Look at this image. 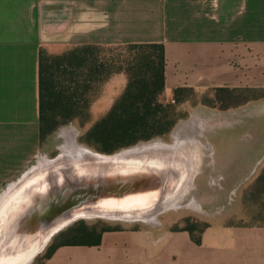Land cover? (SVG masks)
Here are the masks:
<instances>
[{
  "label": "crops",
  "instance_id": "obj_1",
  "mask_svg": "<svg viewBox=\"0 0 264 264\" xmlns=\"http://www.w3.org/2000/svg\"><path fill=\"white\" fill-rule=\"evenodd\" d=\"M152 40L164 42L165 90L186 84L244 91L229 107V121L212 129L237 142L232 159L224 158L228 140L216 146L206 133L204 114L185 124L206 135L219 177L235 181L231 191L241 195L264 161V0H0V189L21 177L45 141L41 47ZM254 87L262 92L249 94ZM200 218L205 222L194 235L166 219L149 228H106L92 242L61 239L43 263L264 264V205H229Z\"/></svg>",
  "mask_w": 264,
  "mask_h": 264
},
{
  "label": "rangeland",
  "instance_id": "obj_2",
  "mask_svg": "<svg viewBox=\"0 0 264 264\" xmlns=\"http://www.w3.org/2000/svg\"><path fill=\"white\" fill-rule=\"evenodd\" d=\"M125 47L126 46L121 42L102 43L98 46V50L102 57L116 60L117 57H123L127 54ZM121 75H124L123 72H114L104 80L95 82L94 86L89 90V93L93 94L91 102L93 117L98 116L108 108L114 97L121 91L125 82V79L123 81ZM193 86L196 89V93H193L191 96L188 95L189 97L176 104L174 114L178 116L171 129L163 134L139 139L128 145L120 146L113 151L99 150L79 139V134L87 127L91 120L86 121L84 124H80L77 119L69 120L58 125L47 135L43 145H41L39 153L33 158V161L25 171H23L21 177L24 176L25 172L28 171L33 164L39 161L41 156L45 155L49 157V160H46L42 165L38 166V168L36 167L35 170H31L26 174L28 176L27 180L21 183H26L25 187L28 188L29 183L34 181L33 178L35 176H38L42 181L48 180L49 183H53V178H56L57 181H60L62 187L61 201H70L66 209H62V217L68 216L73 209L76 208L75 206H80L76 205L80 202H84L85 205L82 206L89 209L72 217L65 223H62L61 226L54 229L45 243L33 254L32 258L23 264H40L43 261L46 248L53 242L56 233L75 222V225H79V223L82 225H84V223H94L97 228H100V225L103 223L118 225L129 224L149 228L152 224H159L162 220L165 221L168 219L173 227L186 224L187 222L193 223L195 225L193 232L196 233L199 227L204 223V220L201 219L200 216H202V213L205 211L208 212L214 209L219 210L225 207L228 208L229 205H264L262 179L253 178L241 195L231 191L235 190V181L227 182L223 177H219L221 171L214 166V161L212 159L213 152L211 153L212 148L204 141L206 140V135L200 133V131L192 125L185 126L189 120L203 118L201 115L198 116V114L195 113L199 112L204 114L208 125L206 126L211 128V130L210 128L205 129L206 133L216 146L220 140L227 139L229 143L225 154L226 157L224 158L232 159L237 150V142L232 141L230 139L231 136H227L226 138H223L224 136H217L216 132L212 131V129L214 125H216L215 123L229 121V112L227 111L232 104L237 102L244 91L236 90L231 93L227 90L215 89L218 86ZM249 91V94H259L262 92V88L254 87L253 90ZM188 92L189 91H184V94H188ZM214 93L218 98H215ZM204 97L211 102H215V104H207L200 100L193 101L195 98ZM159 99L163 101V103L173 101L172 89L168 91L164 88L159 93ZM204 104L207 106H204ZM175 136L180 140L178 145L158 146L151 148L152 150L150 151L149 149L148 151L146 150L151 156L147 155V153L141 154V158H148V160L143 163L151 168H156L160 176V187L153 197L142 204L123 207H98L96 206L97 204H93L92 201L88 202L91 197L90 194L94 193L96 189L94 186H97L98 178L100 179L104 175L103 169L110 167L114 168L116 164L111 162V164L102 163L100 159L69 151L75 144V140L96 151L111 153L140 141L154 138L172 142L176 138ZM237 137L240 138V141H244L243 137ZM63 148L69 150L62 151ZM155 148L158 149L155 150ZM215 155L217 159H219V154L215 152ZM155 157L158 160H155ZM216 164L223 171H227L224 162L217 160ZM243 164L245 163L243 162ZM263 167L264 161L259 164V175L262 173ZM60 172H62L61 177H59ZM21 177L15 179L16 181L12 180V183L14 182L18 189L22 186L19 181ZM58 177L60 180H58ZM83 185L92 187V190H83ZM7 186L0 189V193L8 188ZM75 188L76 190H74ZM253 189L256 190V192ZM85 197H87V201H85ZM165 200L167 202L173 201L175 205H163ZM55 206L57 207L58 205H30V207L28 206V209H26V216L34 213L35 217L39 216L41 218V215L45 216V214ZM95 206L97 208H92ZM116 213H130L133 215L125 216ZM40 218L39 223L41 229L38 232L39 238L45 231V229H43L45 227L43 226L46 223L45 218L44 220L43 217L42 219ZM65 235L64 238H88V236L74 234L73 231ZM24 245L25 244L20 248H24ZM8 253L11 252L9 251L7 254Z\"/></svg>",
  "mask_w": 264,
  "mask_h": 264
},
{
  "label": "trees",
  "instance_id": "obj_3",
  "mask_svg": "<svg viewBox=\"0 0 264 264\" xmlns=\"http://www.w3.org/2000/svg\"><path fill=\"white\" fill-rule=\"evenodd\" d=\"M121 43L126 46L127 54L117 57L116 60L100 55L98 50V46L102 44L100 42L76 43L56 52L40 48L39 137L41 140L58 125L74 119L80 124L91 120L79 134V139L103 151H113L120 146L163 134L171 129L178 116L174 114L176 104L196 93L195 87L186 84L177 85L172 88L174 100L163 103L159 99V93L164 89L165 79L164 42L152 40ZM114 72H123L125 79L123 87L109 107L93 117L91 110L93 94L89 93V90L95 82L104 80ZM215 89H223L231 93L239 90L229 86H219ZM184 91L189 92L184 94ZM214 96L218 98L216 94ZM198 100L215 104L205 97L195 98L193 101ZM260 178L264 184V173L257 176V179ZM75 223L56 233L53 242L46 248L44 257L61 239L92 242L99 238L101 230L118 226V224L103 223L97 228L94 223H84V225L80 223L75 225ZM184 225L193 235L197 233L193 232L195 228L193 223L187 222ZM72 231L74 234L88 238H64L65 234ZM40 264H44L43 261Z\"/></svg>",
  "mask_w": 264,
  "mask_h": 264
},
{
  "label": "bare ground",
  "instance_id": "obj_4",
  "mask_svg": "<svg viewBox=\"0 0 264 264\" xmlns=\"http://www.w3.org/2000/svg\"><path fill=\"white\" fill-rule=\"evenodd\" d=\"M175 137L176 138L172 142H167L162 139H153L122 148L113 153L96 151L75 140V144L70 150L63 148L62 151L69 150L87 157L91 156L96 159H105L106 163L111 162L116 164L114 168L110 167L103 169L104 175L100 179L98 178V184L97 186H94V188L96 187V190L90 195L91 197L89 200L86 199V201H92L93 204H97L96 206L98 207H123L142 204L158 192L160 187L158 170L146 166L143 162H146L148 158H141V154L147 153L148 149L150 151L153 147L176 146L180 143V140L177 136ZM156 149L158 148H155V150ZM147 155L150 154L147 153ZM48 158L49 157L45 155L40 157L39 161L36 164H33L32 167L25 172L24 176L21 177L19 180L20 183L27 180L28 176L26 174L31 170H35L36 167L38 168V166L42 165L46 160H49ZM154 159L158 160L156 157ZM61 174L62 172H60L59 177H61ZM59 177L58 180H60ZM33 180V182L31 181L29 183L28 188L25 187L26 183H21L22 186H20L19 189L13 182L0 194V264H23L28 262L33 254L49 238V235L54 229L72 217L89 209L82 206L85 205L84 202L76 204L80 206H75L76 208L74 207L75 209H73L68 216L62 217L60 220H55V222H51L45 229L43 235L39 238L38 232L41 229V225L38 221L39 216L35 218L34 221L32 219L27 220V218H16L20 215V212L25 209L27 203H29L28 200H31L32 193L34 195L36 193L37 195L41 193H39L41 190H43V193L44 190L50 186L55 190V183L58 181L56 178H53V183H49L48 180L42 181L38 176H35ZM57 187L58 186L56 185V188ZM163 205H175V203H173V201L167 202L165 200ZM96 206L92 208H97ZM116 214L125 216L133 215L130 213ZM23 244H25L24 248H20ZM9 251L11 253L7 254Z\"/></svg>",
  "mask_w": 264,
  "mask_h": 264
},
{
  "label": "water",
  "instance_id": "obj_5",
  "mask_svg": "<svg viewBox=\"0 0 264 264\" xmlns=\"http://www.w3.org/2000/svg\"><path fill=\"white\" fill-rule=\"evenodd\" d=\"M100 160H101L100 162L106 163L105 159H100ZM55 184L59 187V189H58V187L56 188V185H55V190L53 189V187L50 186L49 188L45 189L43 193H42L43 190L39 191V193L40 192L41 193L37 194V195H36V193H35V195L32 193V195H31L32 198H31V200H28L29 203H27V205L24 209L25 212L22 210L20 212V215L17 216L16 219L21 217L22 219L27 218V220L32 219L34 221L35 218H37V217H35L34 213H32V215L29 214L26 216V214H27L26 209H28V206L30 207V205H58L57 207L55 206L52 209H50L49 212L47 214H45V216L41 215V218L40 217L39 218L42 219V217H43V220H44V218L46 220V223L43 226L45 228H43V229H46V227H48V225L51 222H55V220H60L62 218V214H61L62 209H66V207L68 206L67 204H69L70 201H65V202L61 201V194H62L61 183H60V181H58ZM53 186H54V184H53ZM82 189L86 190V191H90V190H92V187H88L86 185H83ZM74 190H76V188ZM90 195H92V193ZM86 199H87V197H85V201H86ZM38 221H39V219H38ZM0 248H1V243H0Z\"/></svg>",
  "mask_w": 264,
  "mask_h": 264
}]
</instances>
